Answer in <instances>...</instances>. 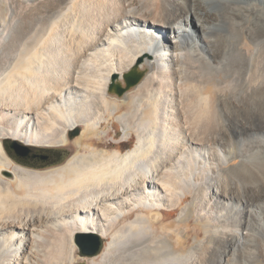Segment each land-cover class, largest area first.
<instances>
[{
    "label": "bare ground",
    "instance_id": "6f19581e",
    "mask_svg": "<svg viewBox=\"0 0 264 264\" xmlns=\"http://www.w3.org/2000/svg\"><path fill=\"white\" fill-rule=\"evenodd\" d=\"M0 264H264V0H0Z\"/></svg>",
    "mask_w": 264,
    "mask_h": 264
},
{
    "label": "rangeland",
    "instance_id": "374dc122",
    "mask_svg": "<svg viewBox=\"0 0 264 264\" xmlns=\"http://www.w3.org/2000/svg\"><path fill=\"white\" fill-rule=\"evenodd\" d=\"M195 24V23H194ZM137 75H140V78L143 76L142 75V73L141 72H137L136 73ZM120 86V87H122L123 89H124V91H123V93L122 94H124L125 92H127L128 90H129V86L127 85V83H126V79H125V81H123V80H121V82H120V84H117L116 85V90H117V92H118V89H117V86ZM119 93V92H118ZM105 126H106V128L109 130V133H111L112 135H114L115 137H116V140L114 141L113 139H110V138H108V139H105V134L103 133V131H100L99 132V134L97 135V138H99V137H101L103 140H105V141H107V142H113L112 143V145H108L107 147L108 148H110V149H115V148H117L119 145L122 147V150L124 151V152H126V151H129V150H131V149H133L134 148V146H135V144H136V141H137V136H136V134H134L133 136H132V138L130 139V141L129 140H124V141H122L119 145H117V143H116V141H118V140H122L121 139V137H122V135H123V127H122V125L115 119L114 120V123H112V122H109V123H106L105 124ZM79 128V132L77 133L76 132V129L77 128H74V129H72L71 131H70V133H69V135H68V138H69V143L68 144H66V145H62V148H64V152H63V150H59V149H57V147H54L52 150L53 151H51L53 154H51L50 152H48V151H41L43 154H48L47 155V160L46 161H44V162H40V163H38L37 164V166H40V167H43V166H46V165H49V164H53V163H57V162H61V161H63L64 159H66L68 156H69V153H70V151H71V149H72V151H73V153H75L76 151H82V152H84V148H82L81 146H78L76 143H75V141H76V139L77 138H79V136L81 135V132H82V130L84 129V125H81L80 127H78ZM99 136V137H98ZM113 140V141H112ZM13 140H11L10 141V145L13 143L12 142ZM27 145V144H26ZM30 146V145H29ZM32 147H34V148H36V149H39V148H41V147H38V146H32ZM100 148H103V146H99ZM5 150V149H4ZM7 153V152H6ZM72 153V154H73ZM8 154V153H7ZM17 156V155H16ZM40 169H47V168H40ZM11 175V174H10ZM176 217V213L174 214V216L172 215L171 216V218L170 219H173V218H175ZM101 240H102V243H103V245H104V243H105V245L107 244V242H108V239H106V238H101ZM102 245V246H103ZM78 251V250H77ZM79 256H80V258H79V260L80 259H82L81 257H83V256H85L82 252L81 253H79Z\"/></svg>",
    "mask_w": 264,
    "mask_h": 264
},
{
    "label": "water",
    "instance_id": "95a60500",
    "mask_svg": "<svg viewBox=\"0 0 264 264\" xmlns=\"http://www.w3.org/2000/svg\"><path fill=\"white\" fill-rule=\"evenodd\" d=\"M126 83L130 87L134 84H136L140 80V75L137 74H127L126 77ZM118 92L123 93L124 89L120 87L119 85L117 86ZM13 143L10 146L11 150L13 151L14 154H16L19 157H26L29 152H31L34 147L23 144L19 141L13 140ZM45 157V156H41ZM76 243L78 244L81 252L84 255H94L100 252L102 249V240L101 238L94 233H85V234H80L77 237Z\"/></svg>",
    "mask_w": 264,
    "mask_h": 264
},
{
    "label": "flooded vegetation",
    "instance_id": "af4514ba",
    "mask_svg": "<svg viewBox=\"0 0 264 264\" xmlns=\"http://www.w3.org/2000/svg\"><path fill=\"white\" fill-rule=\"evenodd\" d=\"M41 151L42 150L34 148L31 152H29V154L26 157H19V156L17 157L20 159H24L27 162L38 164L40 162H44L47 160L48 154H43ZM41 156H45V157H41Z\"/></svg>",
    "mask_w": 264,
    "mask_h": 264
}]
</instances>
